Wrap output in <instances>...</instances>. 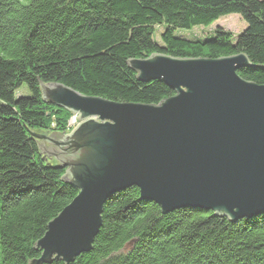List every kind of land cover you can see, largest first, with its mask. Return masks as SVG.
I'll list each match as a JSON object with an SVG mask.
<instances>
[{
    "label": "trees",
    "instance_id": "16d2710c",
    "mask_svg": "<svg viewBox=\"0 0 264 264\" xmlns=\"http://www.w3.org/2000/svg\"><path fill=\"white\" fill-rule=\"evenodd\" d=\"M229 14L247 23L237 36L223 28L202 40L176 32ZM156 25L164 27L162 45ZM153 53H245L252 65L240 76L264 84V0H0V264L40 258L36 243L79 192L32 136L64 132L71 116L45 100L42 84L159 103L174 91L142 81L129 64ZM102 217L92 248L68 264H264V213L232 220L188 206L164 214L131 185L108 198Z\"/></svg>",
    "mask_w": 264,
    "mask_h": 264
},
{
    "label": "water",
    "instance_id": "95a60500",
    "mask_svg": "<svg viewBox=\"0 0 264 264\" xmlns=\"http://www.w3.org/2000/svg\"><path fill=\"white\" fill-rule=\"evenodd\" d=\"M129 64L142 81L162 80L174 94L142 103L42 84L45 100L80 122L64 138L32 136L79 192L49 221L36 243L41 257L29 264H68L89 251L108 198L131 185L164 214L188 206L232 220L264 213V84L240 76L252 65L248 56L153 53Z\"/></svg>",
    "mask_w": 264,
    "mask_h": 264
},
{
    "label": "rangeland",
    "instance_id": "374dc122",
    "mask_svg": "<svg viewBox=\"0 0 264 264\" xmlns=\"http://www.w3.org/2000/svg\"><path fill=\"white\" fill-rule=\"evenodd\" d=\"M247 26V23L243 20V17H241L239 14H229L224 17H221L220 19L214 21L212 24L208 26H197L189 30H176L178 35L191 38L193 40L196 39H204L207 36H211L217 28H223L229 32H231L234 36H237L240 34L245 27ZM164 30L163 25H156L155 26V34L154 38L157 41L159 45L163 44L162 39V32ZM23 90H27L24 88ZM22 90L19 92L21 93ZM63 108V107H62ZM66 109V108H64ZM68 110V109H66ZM69 111V110H68ZM68 121V126L64 132H61L62 135L56 136L52 134H58V133H49L47 132V135L53 138H64L65 135H69L74 129V127L80 122L78 120L79 115L72 113L70 114ZM75 117V118H74ZM76 119V121L74 120ZM46 133V132H45ZM66 173V172H65Z\"/></svg>",
    "mask_w": 264,
    "mask_h": 264
},
{
    "label": "bare ground",
    "instance_id": "6f19581e",
    "mask_svg": "<svg viewBox=\"0 0 264 264\" xmlns=\"http://www.w3.org/2000/svg\"><path fill=\"white\" fill-rule=\"evenodd\" d=\"M117 192V191H116Z\"/></svg>",
    "mask_w": 264,
    "mask_h": 264
}]
</instances>
